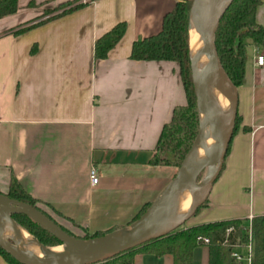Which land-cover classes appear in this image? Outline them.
Segmentation results:
<instances>
[{
	"label": "crops",
	"instance_id": "1",
	"mask_svg": "<svg viewBox=\"0 0 264 264\" xmlns=\"http://www.w3.org/2000/svg\"><path fill=\"white\" fill-rule=\"evenodd\" d=\"M79 2L18 0V12L0 19V193L16 179L58 224L83 237L82 228L127 226L174 179L177 168L150 161L164 126L188 101L178 64L130 59L133 44L161 32L177 1ZM256 21L264 26V0ZM120 23L125 37L96 62V42ZM256 53L264 49L249 43L240 127L188 228L264 216V66H256ZM209 259L203 246L192 264ZM0 264L10 263L0 255ZM134 264H174V257L141 253Z\"/></svg>",
	"mask_w": 264,
	"mask_h": 264
},
{
	"label": "trees",
	"instance_id": "2",
	"mask_svg": "<svg viewBox=\"0 0 264 264\" xmlns=\"http://www.w3.org/2000/svg\"><path fill=\"white\" fill-rule=\"evenodd\" d=\"M261 5L262 0H235L221 19L216 34V46L222 67L238 89L245 82L248 60L247 47L249 43L257 48L264 49V26L259 25L256 21L257 11ZM77 8L72 9L70 12ZM18 10V0H0V19L15 15ZM190 14V3L177 2L174 10L164 17L161 32L136 41L131 50L130 59L134 61L173 62L178 64L182 83L187 93V106L175 109L171 122L165 125L162 130L156 156L150 161V164L154 166H171L179 169L199 131L200 117L192 84L189 57ZM126 32L127 24L120 23L101 37L95 45L94 60L96 62L107 60L110 53L123 40ZM238 41L239 44H237ZM239 127L240 119L237 117L235 133ZM166 153L172 155L173 159L162 157ZM6 196L12 200L35 207L67 233L77 237L41 209L39 202L33 199L16 179L12 180L9 193ZM150 207L151 205L145 206L131 223L140 219ZM13 219L35 237L40 244L46 247L61 245L56 238L27 216L16 215L13 216ZM230 227H235V233L229 238L230 243L224 245L227 230ZM245 227L244 221L231 220L186 229L180 228L163 239L126 252L102 264H134L135 257L141 253L157 257L172 255L174 264H192L195 250L204 246L198 242L200 237L210 240V245L208 246L210 254L209 264H238L231 254L235 244H242L247 241L244 234ZM82 229L85 235L77 238L84 240L98 239L112 233L96 232L91 234L87 229ZM253 234V264H264V216L253 219ZM0 255L10 264H19L1 248Z\"/></svg>",
	"mask_w": 264,
	"mask_h": 264
},
{
	"label": "water",
	"instance_id": "3",
	"mask_svg": "<svg viewBox=\"0 0 264 264\" xmlns=\"http://www.w3.org/2000/svg\"><path fill=\"white\" fill-rule=\"evenodd\" d=\"M175 1L191 4L190 25L197 19L195 28L198 34L194 41L190 35L189 57L200 117L198 135L176 176L140 219L93 240L72 236L35 207L0 194V248L19 264H102L173 234L207 203L223 171L238 117V88L223 69L216 46L221 19L235 0H220L218 3L216 0ZM218 88L227 91V108L221 104ZM200 110L206 111L204 116L200 115ZM212 129H215V133L209 143L205 144V138ZM192 182L200 190L187 211L178 215V205ZM16 215H24L34 221L56 238L60 246L65 247L66 253L54 255L51 253L54 247H46L34 238L43 249L50 252L47 258L34 257L28 253L23 237L17 243L12 236H3L2 227H5V231H26L13 219Z\"/></svg>",
	"mask_w": 264,
	"mask_h": 264
},
{
	"label": "bare ground",
	"instance_id": "4",
	"mask_svg": "<svg viewBox=\"0 0 264 264\" xmlns=\"http://www.w3.org/2000/svg\"><path fill=\"white\" fill-rule=\"evenodd\" d=\"M216 1L218 3V1H220V0H216ZM196 21H197V19L193 20L191 25H190V35H191V38L193 41L196 39V36L198 34V30H196V28H195ZM217 94H218V96L222 102L221 103L222 106L224 108H227L228 107V100H227V91L225 90V88H221V89L218 88ZM205 113H206L205 110H200L201 116H204ZM214 133H215V129H212L208 132V134L205 138V144L209 143V141L211 140ZM199 190H200V188L194 182H192L188 186L183 200L178 205V215H181L182 213L187 211V209L194 203ZM4 228L3 227L1 228L3 236H5V237H11L12 236L17 241V243H20L21 237L24 238L25 247H26V249L30 255H32L34 257H39V258H47L50 256L49 255L50 252L43 249L38 244V242L34 239V237L32 235H30L29 233H27L26 231L22 232L19 229H11L9 231H5ZM51 253H53L54 255H64L66 253V249L63 246L54 247L51 250Z\"/></svg>",
	"mask_w": 264,
	"mask_h": 264
},
{
	"label": "built area",
	"instance_id": "5",
	"mask_svg": "<svg viewBox=\"0 0 264 264\" xmlns=\"http://www.w3.org/2000/svg\"><path fill=\"white\" fill-rule=\"evenodd\" d=\"M96 0H80L79 5L80 6H90L95 3ZM256 66L259 68H262L264 66V55L262 53H256ZM90 180L93 185H97L99 183V177L98 172L96 169L92 168L90 171ZM253 219L250 218L248 220V224L246 225L244 229V234L246 236L247 241L242 244H235L232 251V258L236 261L238 264H253L254 259V234H253ZM235 233V227H230L227 230L226 238L224 241V245H228L230 243V237ZM198 242L204 246L210 245V240L208 238L200 237L198 238ZM246 248L248 251L247 255V262H244V257L240 256L238 254V250Z\"/></svg>",
	"mask_w": 264,
	"mask_h": 264
},
{
	"label": "rangeland",
	"instance_id": "6",
	"mask_svg": "<svg viewBox=\"0 0 264 264\" xmlns=\"http://www.w3.org/2000/svg\"><path fill=\"white\" fill-rule=\"evenodd\" d=\"M247 42H249V41H247ZM162 157H164V158H171V159H173V157H172V155H170V154H168V153H166V154H164ZM177 172H178V169H177ZM202 209V208H201ZM200 209V210H201ZM198 217V216H197ZM196 216H194L193 218H191L181 229H186V228H188V227H190L191 225H192V221H194L196 218H197ZM244 223L245 224H248V220H244ZM22 227V226H21ZM35 238V237H34ZM37 240V239H36ZM238 252V254L240 255V256H242V257H244V262L246 263L247 262V255H248V251H247V249L246 248H242V249H240V250H238L237 251Z\"/></svg>",
	"mask_w": 264,
	"mask_h": 264
}]
</instances>
